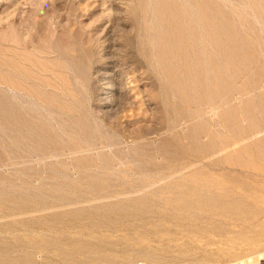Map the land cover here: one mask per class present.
I'll list each match as a JSON object with an SVG mask.
<instances>
[{
	"label": "rangeland",
	"instance_id": "rangeland-1",
	"mask_svg": "<svg viewBox=\"0 0 264 264\" xmlns=\"http://www.w3.org/2000/svg\"><path fill=\"white\" fill-rule=\"evenodd\" d=\"M259 251L264 0H0V264Z\"/></svg>",
	"mask_w": 264,
	"mask_h": 264
},
{
	"label": "bare ground",
	"instance_id": "bare-ground-1",
	"mask_svg": "<svg viewBox=\"0 0 264 264\" xmlns=\"http://www.w3.org/2000/svg\"><path fill=\"white\" fill-rule=\"evenodd\" d=\"M2 79H4V78H2ZM262 260H264V253L259 251V253L256 254L255 256L247 255L245 257L243 256V257H240V258H235L233 260H230V261L222 263V264H259V263L262 262Z\"/></svg>",
	"mask_w": 264,
	"mask_h": 264
}]
</instances>
